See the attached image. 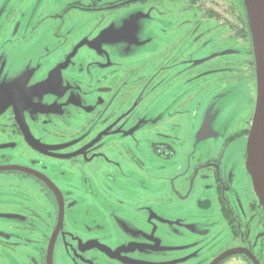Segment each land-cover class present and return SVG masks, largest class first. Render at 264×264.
Here are the masks:
<instances>
[{"label":"rangeland","instance_id":"374dc122","mask_svg":"<svg viewBox=\"0 0 264 264\" xmlns=\"http://www.w3.org/2000/svg\"><path fill=\"white\" fill-rule=\"evenodd\" d=\"M75 1L88 0H0V92L13 89L24 99L53 100V92L42 96L25 90L36 81L40 89L51 74L54 84L69 83L63 82L58 69L63 57L70 61L77 89L83 84L92 85L90 89L95 91L111 89L95 93L99 97L94 98V106L81 111L80 118L74 114L83 138L96 136L98 151L106 153L101 159L95 156V164L84 170L90 183L69 184L80 176L76 167L69 170L62 164V175L58 167L45 168L73 197L66 212L69 223L75 218L79 228L93 230H97L96 223L103 225L96 236L105 235L103 252L107 255L97 257L98 263L85 264L208 263L213 254L233 243L226 242V222L220 223L215 200L212 209L206 207L210 191L203 187L208 181L202 179L206 171L198 166L199 160L213 158L223 189L239 213L238 222H250L257 230L260 220L256 206L248 209L245 221L247 203L256 200L244 157L245 129L250 126L255 103L254 57L246 42L237 46L234 39H223L221 34H230L231 29L219 24H231L235 19L234 3L158 0L114 11H65L66 5ZM187 3H212L216 8L217 28L210 41H196L189 35L193 12L179 11ZM213 25L207 22V27ZM114 35L120 38L109 39ZM221 62L231 69L214 70L221 68ZM204 71L209 72L197 78ZM80 102L86 108L84 100ZM23 109V114H31ZM48 111L56 112L52 107ZM158 133L181 142L174 145L176 155L170 160L152 154ZM236 133L241 135L229 140ZM46 141L38 137L33 144V148L42 149V156L47 151L43 146ZM3 143L0 129V164L9 156L10 164L29 166L27 161L34 154L18 146V139H11L9 147ZM46 203L41 185L31 178L0 174V214L21 212L30 218L31 226L38 227L39 217L46 218L42 209ZM12 224L16 222L0 217V228ZM174 227L176 238L183 239L180 246L176 245ZM35 234L26 232L30 237ZM31 247H25V252ZM109 253L114 255L109 257ZM68 254L72 257L73 253ZM7 258L2 251L0 260ZM261 258L264 264V252ZM226 264L238 263L233 258Z\"/></svg>","mask_w":264,"mask_h":264},{"label":"flooded vegetation","instance_id":"af4514ba","mask_svg":"<svg viewBox=\"0 0 264 264\" xmlns=\"http://www.w3.org/2000/svg\"><path fill=\"white\" fill-rule=\"evenodd\" d=\"M128 1L129 0H88L85 3H82L81 1H75L72 3H68L65 7V11L72 8H80L85 11H114L117 9L135 5L137 3H149L158 0H132V2ZM232 2L234 3L235 8H232L231 10H233L234 12L233 17L235 19L231 21V24H228L229 21L227 23H219L221 26H228L231 29V33H222L221 37L223 39H234L237 46H239V42H241L243 45L246 42L247 45L249 44V38L245 32L247 26L244 21V16L246 14L244 1L232 0ZM181 10L193 12L192 15L194 17V20L189 21L190 24L188 25V27L190 28L189 35H192L193 38H196V41L197 39L200 40V42L203 40L210 41L211 39H213V31H215V29L217 28V24L215 23L217 22V20L216 8L213 9L212 3H187L184 6L180 7L179 11ZM202 16L209 18L203 19ZM207 22L214 23L213 27H207ZM240 50H242V48ZM207 60L208 58L204 59L202 62ZM59 62L60 63L58 69L61 72L60 76H62L63 82L68 81L69 83L56 85L53 82L54 77H52L51 74V77H48V83L41 85L40 89L37 88L40 83L36 81L35 85L33 84L32 86H29V88L25 90L26 93L39 92L38 94L42 96L53 92L55 93V98L53 100H40L39 98L35 101L31 100L30 97H28V99H24L20 97L19 90L14 91L13 89L0 92V129L2 130L4 138V143L2 144V146L9 147L11 145V139L16 138L19 140L18 146H20L24 150L28 148V152L33 153L34 155L30 156L29 160L27 161L29 166L25 165V167L34 169V171L47 178L57 188V190L61 194L63 201L62 218H60L59 196L54 189L52 190L45 183V181H43L41 178L26 173L21 174L20 172L10 171L8 169L0 170V174L15 173L31 178L41 185V189L42 191H44L45 200L47 201L46 205H43L42 208L43 210H46V218L39 217L41 221L38 227L31 226L29 224L30 218L18 211L6 214L7 216H0L3 219H9L16 222V224H12L11 227L7 226L0 228V253L3 251L4 253L8 254V261H6L5 259H1V264H25L28 262L29 264H56L57 262L65 264L67 261L80 264L90 262L98 263V260L96 259L97 257H104L107 255L103 252L105 250L103 245L107 243L104 238L105 235L102 237L96 236V234H100L103 231V225H100V223H96L99 224L96 226L97 230H93V228H90L88 226L79 228V226L76 224L75 218H70V221L72 222V224H70L71 222L69 223L66 212L69 211L68 207L71 206L73 197L68 196V191L60 188V186L58 185V180L50 176L45 168H47L49 165L58 167L60 169L58 173L62 175L64 172V166L62 164L68 166L69 170L76 167L80 172V176H75L76 180L73 178L74 181H69V184H79L83 186L87 183H90L88 178L85 176L84 170H86L93 161H97L94 159L95 156H99L98 158L101 159L100 156H102V153H105V150H101V152L98 151L99 148L95 145L97 141H94V139H96V136H94V139L89 136L86 139L83 138L82 126L75 119L74 114H76L77 118H80L81 115L79 114L81 111L85 112L88 107L94 106L93 102H95V93H109L111 89L103 88L101 90L100 88L95 91L93 89H90V87H92V85L90 86V84H83V86L81 85L82 88L77 89V86L73 85L76 84L73 82V80H78L75 77L76 75L73 73V69L69 67L70 61L66 60V58L64 59L63 57V59ZM64 64L67 66H65V68H62ZM254 66L255 63L253 61V67ZM219 68H216L214 70L228 71L231 69L228 63L224 65L222 64V62L221 68ZM76 70L80 71L81 69ZM50 72L52 73L54 72V70ZM208 72L209 71H204L202 73H199L197 75V78L205 76ZM17 95L21 99L20 102H17ZM76 95H79V97L81 98L77 100ZM64 97H66V99H63ZM98 97L99 96H97L96 98ZM81 100H84L86 108L82 107L80 102ZM99 100H101V98H99ZM100 102H103V100H101ZM51 107L54 111H56L55 114L48 111V109ZM23 108L30 111L31 114H23ZM68 112H71V114H67ZM50 125L54 126L52 127ZM74 126L75 129L73 130ZM245 130L246 133L244 134V136L245 138H247L249 128ZM157 135L158 138L151 147L152 154L162 161L172 159L174 155H176V149L174 145L176 144V142L181 143L180 140L166 133H158ZM240 135L241 133H236L235 135H232L231 138L235 139ZM38 137H40L41 140L47 138L45 145H43L47 148V151L44 152V156L41 155L39 150L42 149H40L38 146L37 149L33 148L35 139ZM33 156L40 159H32ZM8 157L9 156L3 157L6 162L0 164V168H7L10 166L23 167L10 164L11 159L10 157ZM46 160H49V162H46ZM92 164L94 165L95 163ZM199 165H201L204 168L203 170L206 171L202 175V179H206L208 181V183L203 187L205 191H210L209 200H205L206 207L212 209L213 201L215 200L214 202L217 203L216 206H218V211L220 214V223L222 224L223 222H226V224L228 225L227 228L225 224V227L227 229L225 230L228 232V241L226 242L233 243L230 248L221 251L219 254H213L210 260H213L223 252L234 248L245 249L261 264V255L264 252V216L261 212V207L258 206L260 210V220L258 227L256 228L257 230L252 228L250 222H248V203L246 208L245 220L248 223L242 224L238 222L239 213L235 211L232 200L229 199L226 190L223 189L224 186L220 170L214 168L217 165L213 162V158L205 159L203 161L199 160L198 166ZM111 179L113 180L112 177ZM87 186L89 190V185ZM218 193L220 197H218ZM257 205L259 204L256 201L253 206L256 207ZM228 214L230 218L228 217ZM211 223H213V221ZM232 230L234 232L236 231V233L232 232ZM26 232L36 233L35 237L26 236ZM176 233L177 229L174 227L173 234L176 240V245L180 246L183 244V239H177ZM190 241L191 240H188L189 244ZM27 245L32 246L31 251L28 253H26L24 250L25 247H28ZM69 251L73 253L72 257L70 254H68ZM113 255L114 254L111 253L108 254L109 257H112ZM233 258H236L238 264L242 262L244 264H254L252 260L245 254H235L229 256L222 259L217 264H226V262Z\"/></svg>","mask_w":264,"mask_h":264},{"label":"water","instance_id":"95a60500","mask_svg":"<svg viewBox=\"0 0 264 264\" xmlns=\"http://www.w3.org/2000/svg\"><path fill=\"white\" fill-rule=\"evenodd\" d=\"M245 1L252 33L256 75V97L253 117L246 140L245 168L250 176L254 194L264 213V0H254L253 5L250 4V0ZM1 169L24 172L45 181L59 196V217L62 218L63 201L61 194L47 178L26 167L10 166ZM239 253L248 256L254 264H259L258 260L245 249H232L227 251L210 264H217L224 257Z\"/></svg>","mask_w":264,"mask_h":264},{"label":"trees","instance_id":"16d2710c","mask_svg":"<svg viewBox=\"0 0 264 264\" xmlns=\"http://www.w3.org/2000/svg\"><path fill=\"white\" fill-rule=\"evenodd\" d=\"M128 2H132V0H129ZM244 21H245V23H246V26H247V29H246V35L248 36V38H249V44H248V48H249V50H252V37H251V31H250V24H249V16H248V14L246 13L245 14V16H244ZM232 138H230L229 140H231ZM250 202V201H249ZM254 203H256V200H252L250 203H249V208H250V210H251V208L252 207H254L253 206V204ZM258 206V205H257ZM228 217L230 218V216H229V214H228ZM235 228V227H234ZM232 232H234L233 230H232ZM234 233H236V231L234 232ZM234 237H239V236H234Z\"/></svg>","mask_w":264,"mask_h":264},{"label":"snow or ice","instance_id":"6c2138e0","mask_svg":"<svg viewBox=\"0 0 264 264\" xmlns=\"http://www.w3.org/2000/svg\"><path fill=\"white\" fill-rule=\"evenodd\" d=\"M120 37L118 35H114V36H110L109 39L111 40H115V39H119Z\"/></svg>","mask_w":264,"mask_h":264},{"label":"bare ground","instance_id":"6f19581e","mask_svg":"<svg viewBox=\"0 0 264 264\" xmlns=\"http://www.w3.org/2000/svg\"><path fill=\"white\" fill-rule=\"evenodd\" d=\"M253 2H254V0H250V4H252V5H253Z\"/></svg>","mask_w":264,"mask_h":264}]
</instances>
